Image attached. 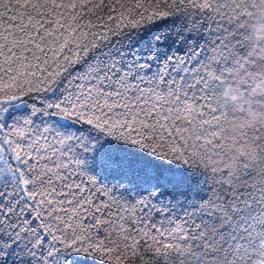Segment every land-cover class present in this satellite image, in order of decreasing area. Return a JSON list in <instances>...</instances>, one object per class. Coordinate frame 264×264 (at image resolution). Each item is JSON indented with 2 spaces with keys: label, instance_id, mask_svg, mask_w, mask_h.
<instances>
[{
  "label": "snow or ice",
  "instance_id": "6c2138e0",
  "mask_svg": "<svg viewBox=\"0 0 264 264\" xmlns=\"http://www.w3.org/2000/svg\"><path fill=\"white\" fill-rule=\"evenodd\" d=\"M0 264H264V0H0Z\"/></svg>",
  "mask_w": 264,
  "mask_h": 264
}]
</instances>
